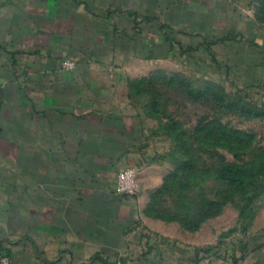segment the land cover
<instances>
[{
    "label": "crops",
    "instance_id": "crops-1",
    "mask_svg": "<svg viewBox=\"0 0 264 264\" xmlns=\"http://www.w3.org/2000/svg\"><path fill=\"white\" fill-rule=\"evenodd\" d=\"M241 18L236 0H0V253L9 264L162 263L130 228L148 188L115 190L119 171L138 168L150 146L133 95L152 75L125 64L210 52L241 34Z\"/></svg>",
    "mask_w": 264,
    "mask_h": 264
},
{
    "label": "rangeland",
    "instance_id": "rangeland-1",
    "mask_svg": "<svg viewBox=\"0 0 264 264\" xmlns=\"http://www.w3.org/2000/svg\"><path fill=\"white\" fill-rule=\"evenodd\" d=\"M236 4L241 34L208 54L125 64L152 75L133 95L150 146L128 196L149 190L130 228L161 264H264V0Z\"/></svg>",
    "mask_w": 264,
    "mask_h": 264
},
{
    "label": "built area",
    "instance_id": "built-area-1",
    "mask_svg": "<svg viewBox=\"0 0 264 264\" xmlns=\"http://www.w3.org/2000/svg\"><path fill=\"white\" fill-rule=\"evenodd\" d=\"M66 69H73L74 64L72 62H66L64 64ZM115 190L122 196L133 195L138 190L136 171L132 167H127L119 171L116 182ZM10 259L0 253V264H9Z\"/></svg>",
    "mask_w": 264,
    "mask_h": 264
}]
</instances>
